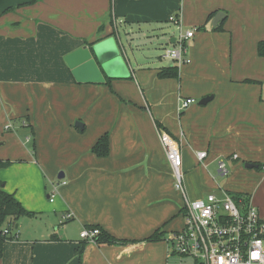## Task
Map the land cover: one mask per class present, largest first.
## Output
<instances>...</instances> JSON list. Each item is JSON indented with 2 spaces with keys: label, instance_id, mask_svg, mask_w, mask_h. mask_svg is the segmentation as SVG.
<instances>
[{
  "label": "crops",
  "instance_id": "obj_1",
  "mask_svg": "<svg viewBox=\"0 0 264 264\" xmlns=\"http://www.w3.org/2000/svg\"><path fill=\"white\" fill-rule=\"evenodd\" d=\"M172 16L196 30L181 67L150 51L176 43ZM121 31L149 42L145 60L125 59L130 76L111 78L112 91L78 83L66 57ZM261 41L264 0H0V160L12 162L0 181L34 213L19 219L0 264H167L165 238L185 219L164 137L181 151L191 200L211 193L201 174L224 162L250 183L226 191L247 193L264 218V167L246 168L264 164ZM175 66L179 78H159ZM182 98L196 103L180 111ZM105 134L110 154L99 158L92 148ZM88 226L134 242L86 243L78 229ZM157 231L160 241L143 242Z\"/></svg>",
  "mask_w": 264,
  "mask_h": 264
},
{
  "label": "built area",
  "instance_id": "obj_2",
  "mask_svg": "<svg viewBox=\"0 0 264 264\" xmlns=\"http://www.w3.org/2000/svg\"><path fill=\"white\" fill-rule=\"evenodd\" d=\"M169 21L178 28V36L173 49H166L163 58L181 67L191 62L187 42L194 38L196 30L184 31L180 19L175 16ZM194 103L195 99L182 98L179 109L184 111ZM10 128L11 125L6 127ZM163 144L174 174L175 188L184 196L185 219L181 230L165 238L169 245L167 264H264V218L258 208L250 201L235 199L221 188L202 199L191 200L184 185L181 151L168 137H164ZM207 156V152L197 153L200 162ZM219 173L223 176L229 173L224 162L219 163ZM53 199L50 196L51 202ZM71 217L68 214L64 219ZM100 233L98 228H85L80 237L88 243H96ZM173 259L176 261L171 262Z\"/></svg>",
  "mask_w": 264,
  "mask_h": 264
},
{
  "label": "trees",
  "instance_id": "obj_3",
  "mask_svg": "<svg viewBox=\"0 0 264 264\" xmlns=\"http://www.w3.org/2000/svg\"><path fill=\"white\" fill-rule=\"evenodd\" d=\"M258 53L261 57H264V41H261L258 45ZM159 78H179V69L177 66L174 68L164 69L159 73ZM111 78H107L105 84L111 88L110 85ZM112 91V88H111ZM158 126L161 127V124L158 123ZM35 152V150L33 149ZM92 153L99 158H106L110 154L109 146V135L105 134L102 136L92 148ZM12 164L9 160L3 161L0 160V170L9 167ZM258 170L262 171L264 164L258 163ZM235 199H242L246 202L250 201L249 196L245 192H231L227 191ZM184 208L182 209V214ZM25 216H34V213L27 211L23 205L15 198L13 194H10L5 191V184L0 181V258L3 256L4 245L8 241H14L17 239V225L20 218ZM90 228H98L101 230L100 235L96 238V244L99 246L105 245H126L133 243L134 241H125L119 240L103 231L97 226H88ZM5 231H8L6 233ZM15 233L13 234V232ZM163 233L159 231L155 232L152 236L144 240L143 242H158L162 239ZM86 242V241H85ZM88 243V242H86Z\"/></svg>",
  "mask_w": 264,
  "mask_h": 264
},
{
  "label": "water",
  "instance_id": "obj_4",
  "mask_svg": "<svg viewBox=\"0 0 264 264\" xmlns=\"http://www.w3.org/2000/svg\"><path fill=\"white\" fill-rule=\"evenodd\" d=\"M122 52L121 38L110 36L92 46H85L69 54L66 57V63L78 83L102 84L107 78H128L130 76V70L122 57ZM212 98V96H207L200 101V104L206 105ZM76 127L81 130L84 128L81 122H77ZM246 168L258 169L259 166L247 163Z\"/></svg>",
  "mask_w": 264,
  "mask_h": 264
},
{
  "label": "rangeland",
  "instance_id": "obj_5",
  "mask_svg": "<svg viewBox=\"0 0 264 264\" xmlns=\"http://www.w3.org/2000/svg\"><path fill=\"white\" fill-rule=\"evenodd\" d=\"M171 32H172V35H178L177 30H171L170 33ZM133 36L134 37L131 38V36L129 34L124 33V31L120 32L122 48H123L122 57L124 58V60L125 59L127 60L129 58L134 68H137L138 64L142 63L145 60L143 58V54H144V51H146V48H147L146 46L149 45V42L145 40L142 41L141 39L142 37H140L139 35H133ZM150 48H152L150 51L154 50V52L156 53V56H155L156 59L160 60L158 56L163 57L166 49H173V45H171L169 41L167 40H160L154 43V48L153 47H150ZM126 60H125V63H127ZM167 60H170V59H167ZM30 148L32 149V145H30ZM230 165L228 166L229 173L225 176L219 174V168L217 164L210 167L208 170H205L202 172L201 174L202 178L207 183L205 186V191H207L208 189L211 192L216 191L219 187L223 190H227V187H229L230 184L231 186H233L235 190L240 191L242 186H244L245 184H250L248 181H245L246 174L249 171L244 170L242 172L241 170H238V168L233 169L232 168L233 165L232 166ZM82 231L83 230L78 229V236L81 234ZM142 259H143L142 256L138 257V260L140 262L143 261ZM175 261L176 259H173L171 262H175Z\"/></svg>",
  "mask_w": 264,
  "mask_h": 264
}]
</instances>
